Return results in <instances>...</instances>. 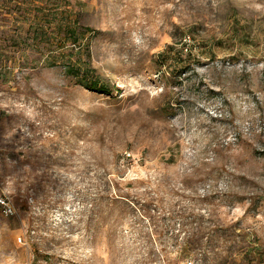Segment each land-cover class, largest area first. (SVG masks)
I'll use <instances>...</instances> for the list:
<instances>
[{
    "label": "rangeland",
    "instance_id": "1",
    "mask_svg": "<svg viewBox=\"0 0 264 264\" xmlns=\"http://www.w3.org/2000/svg\"><path fill=\"white\" fill-rule=\"evenodd\" d=\"M0 195V264H264V0H0Z\"/></svg>",
    "mask_w": 264,
    "mask_h": 264
},
{
    "label": "trees",
    "instance_id": "2",
    "mask_svg": "<svg viewBox=\"0 0 264 264\" xmlns=\"http://www.w3.org/2000/svg\"><path fill=\"white\" fill-rule=\"evenodd\" d=\"M60 25L58 30L63 34V41H68V38L75 35V29L72 28L71 24H59ZM51 25H49L50 27ZM50 29V28H49ZM80 54V49H76L75 46L73 48H66L63 47L61 49H54L49 52L46 66L48 67H55L58 65H63L65 70L75 76L77 83L82 85L83 87L93 91V92H100V93H109V88L101 84L99 79L94 76V70L91 69L87 64L83 63L81 57L74 58L76 53Z\"/></svg>",
    "mask_w": 264,
    "mask_h": 264
},
{
    "label": "built area",
    "instance_id": "3",
    "mask_svg": "<svg viewBox=\"0 0 264 264\" xmlns=\"http://www.w3.org/2000/svg\"><path fill=\"white\" fill-rule=\"evenodd\" d=\"M0 207L7 216H12L14 214V207L8 196L0 195Z\"/></svg>",
    "mask_w": 264,
    "mask_h": 264
}]
</instances>
